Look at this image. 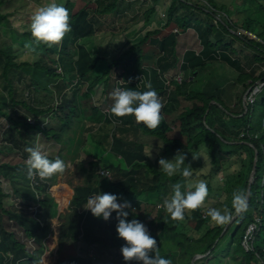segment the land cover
Masks as SVG:
<instances>
[{
  "label": "trees",
  "instance_id": "trees-1",
  "mask_svg": "<svg viewBox=\"0 0 264 264\" xmlns=\"http://www.w3.org/2000/svg\"><path fill=\"white\" fill-rule=\"evenodd\" d=\"M6 1L0 0V71L8 86V96L15 105H21L24 111L11 113L0 108V117H5L9 123L4 132V140L9 148H0V177L9 180L15 196L23 200L26 208L24 211L4 208L2 200L10 196L3 192L0 182V215L8 214L10 219L23 228L26 236L33 239L40 247L34 252L27 251L24 244L0 224V264H44L49 254L45 250H50L49 243L53 241L50 238L48 223L40 222L41 218L45 217L43 212L51 216L53 212L57 214L59 200L49 193L50 185L36 181L31 187L41 190L40 192L36 193L29 187L24 189V192L19 191V185L22 183L27 185L30 176L26 160L29 153L26 149L35 148V139L39 133L59 143L58 156L45 155L50 160L59 157L66 164L68 161L73 163L79 156L87 155L86 170L89 176L96 175L97 167L107 168L111 172L110 179L102 178L97 174L101 178L99 181L77 185L72 189L70 200L69 194L66 196V202L69 200L66 206L68 211L61 215L58 212L65 221L59 229L55 264H94L91 258L78 253L80 241L117 251L121 261L126 264L130 262L139 264L137 261L126 262L122 258L120 247L124 241L115 231V213L108 220H104L93 216L88 210H79L91 196L99 192L115 193L128 201L130 204V208L127 209L130 213L128 219L136 218L147 226L150 234L158 242L157 251L160 255L171 259L172 264H192L196 256L211 251L230 220L224 224L212 221L207 215L208 208L206 209L205 201L196 209H185L184 219L175 222L165 215L162 209L150 219L139 212L144 203L151 205L154 201L163 200L168 184L173 185L177 182L182 184L185 180L178 175L168 177L160 169L146 164L143 139L145 135L153 136V140L157 138L158 145L163 144L164 153L169 155H173L178 150L182 153L187 150L195 151L205 144L214 169L220 171L219 174L222 173L221 167L228 169L238 164L231 178L224 176L227 177L225 185L220 187L222 191L230 186L226 191V200L221 204L224 209L226 207L232 212V216L236 214L232 197L237 191L246 192L254 151L258 153L257 164L264 158L262 127L264 86L257 94L252 107L247 106L245 110L242 99L244 93L258 81L264 82V74L256 77L251 72H244L240 61L227 51V48L232 51L234 49L228 43H223L222 39L213 36L218 33L220 27L235 40L254 49L257 52L255 56L257 62H264V1L239 0L240 2L235 3L232 10L222 11L224 14H219L217 17L216 11L220 9L211 0H204L209 7H204L202 5L205 4H202L203 8L199 7L201 4L199 2V5L192 3L194 0H190L189 3L172 0L167 7L164 24L160 28L146 31L139 41L133 43L111 63V66L117 65L121 69L119 76L122 80L120 85L122 89L146 91L144 85L150 82L159 97L167 91L166 73L176 69L177 66L182 72L191 69L194 75L196 70H204L217 62H224L238 72L235 90H230V87L228 90V86H224L227 89H224V95L223 92L215 95L207 89L188 90L192 84L191 80H183L180 84L172 81L174 91L169 94L170 103L168 102L166 107L167 113H160L161 123L155 129L147 128L142 122H137L132 115L117 117L110 112V108L107 112H102L92 97V90L98 86L108 71L101 74L96 71L95 60L91 58L89 50L84 45L101 28L98 19H106L108 11L114 9L116 5L114 0L107 7L104 4L100 10L97 3L92 1L65 0L62 5L68 10L70 31L61 41L51 45L46 42H35L30 32V21L32 14L38 8L52 3L53 0H37L38 2L30 0L34 3H28V21H16L15 28L12 27L9 18L11 12L5 11L8 7ZM186 8L200 9V13L207 20L192 15L191 18L196 19L193 23L187 14L178 13L179 9ZM154 11L156 9L150 7L145 12L144 18L147 22L150 21ZM214 18H216L215 24L212 23ZM189 28L196 30L202 49L198 53L187 50L180 60L176 49V33L186 32ZM7 33L10 38L4 40L2 36ZM249 33L255 37H250ZM25 42L30 49L41 52L37 55L28 52L22 46ZM68 72L75 74L77 85L69 96L62 94L58 104H55L53 86L58 84V80L63 82L72 80V76L67 77ZM142 75L145 80L141 83ZM215 78L217 80V77ZM21 84L30 95H27V100L16 101ZM230 86L234 87V84ZM217 91H220V83ZM237 91L240 93L237 94ZM48 96L52 97L51 103H46L44 99ZM177 96L179 98L181 96L191 104L184 108L176 120L172 117L169 121L171 115L169 109L175 106L173 100ZM231 99H235V106ZM30 116L33 117L34 123L29 121ZM101 124H113L110 133L111 142L107 147L102 142L92 139L89 134L83 136L89 128L87 125L97 127ZM245 127L246 133L243 137H239ZM11 150L18 151L21 158L10 159ZM106 152H109L113 159L104 162L102 159ZM2 156L6 157V161L2 160ZM221 158L223 160L220 164ZM54 177L55 174L52 176L53 188ZM33 178L39 177L35 174ZM256 183L257 178L253 184ZM185 187L186 191L190 190L186 185ZM185 187H182V191H185ZM261 198V202L256 199L252 212H250L252 208L250 198V205L235 220L237 224L231 237L232 244L236 240L241 241L254 216L261 214L264 217V193ZM31 204H38L39 212L42 213L38 214V218L33 217L27 210ZM209 255L196 260L194 264H204V260ZM253 256L252 253L244 252L245 263L251 264L250 259H253Z\"/></svg>",
  "mask_w": 264,
  "mask_h": 264
},
{
  "label": "rangeland",
  "instance_id": "rangeland-1",
  "mask_svg": "<svg viewBox=\"0 0 264 264\" xmlns=\"http://www.w3.org/2000/svg\"><path fill=\"white\" fill-rule=\"evenodd\" d=\"M37 1V0H33ZM33 1L30 0H7L8 2V7L5 9V11H10L11 16L9 17L11 19V24L13 25L12 27L15 28V22L22 20V22L28 21V3H34ZM184 2H190V0H182ZM214 4L217 5V8L220 10L216 11L217 17L224 12H227L228 10H232L234 8L235 3H238L239 0H211ZM264 1V0H263ZM38 2V1H37ZM56 3L63 4V0H55ZM201 3L200 5L198 4ZM240 2V1H239ZM194 4H198L199 7H209V4L206 3L204 0H194L192 1ZM205 4V5H202ZM202 5V6H201ZM147 8V7H146ZM203 8V7H202ZM195 9V10H194ZM223 9V10H222ZM192 13L190 14V12ZM200 9L196 8H186V9H179L178 13L179 14H187L190 18L191 16L195 17H203L202 13H200ZM224 11V12H222ZM154 17L160 16V7L158 6L156 12L154 11L153 13ZM197 17V18H198ZM159 19V18H158ZM204 20L205 17H203ZM216 18L212 20V23H216L215 21ZM160 20V19H159ZM190 21H193V23L196 22V19H192ZM106 27L104 26V30L101 27L99 31H97L99 34L90 38L89 41L85 42L84 47L89 50L90 56L92 59L95 60L96 63V71L99 72L100 74L103 72L108 71V75L106 78H103L102 81L98 83V86H96L92 90V97L96 105L99 107V109L102 112H107L110 106L112 105L113 101L111 98V93L114 89L116 88H121L120 85L122 84V80L119 76L121 69L117 65L111 66V63L116 61L119 56L122 55L131 45L129 43H123L121 40H117L114 37V34H119V33H113L115 29L113 28L112 31L111 25H107L105 22ZM190 30L191 33L189 35L191 36H186L185 40L178 45L177 47V52H178V58L181 60L185 51H187V48L194 49L196 52H200L202 49V46L200 44L198 35L195 33L196 30L194 28H191ZM250 37H255L251 33H249ZM218 37L222 39L223 43H228L234 51L230 50L227 48V51L236 59H238L241 63L242 70L244 72H251L253 73L254 76H263L264 74V62H257L255 60V56L257 52L252 49L251 47L243 44L240 41L235 40L233 37L229 36L225 31H223L220 27L218 28V33L213 36V38ZM2 38L9 39L10 36L7 33L6 35L4 34ZM14 41V40H13ZM11 42V41H10ZM15 42V41H14ZM22 46L24 48L32 53V54H39L41 51H34V49H30L28 46V43L25 42L24 44L22 43ZM187 46V48H186ZM184 52V53H182ZM182 56V57H181ZM76 57L74 56L73 59ZM60 68H58V72H60ZM178 72L183 73L177 66L176 69L172 70V73L168 74V77L170 79H173L172 77L175 76ZM198 77H195L194 83L191 84V87L188 88V90H197V91H202L203 89L210 90L214 92L216 95L218 92L221 93L227 89L233 88L235 90V81H236V76H238V72L228 66L224 62H217L213 64L212 66H209L205 68L204 70H200L195 72V74H198ZM184 79L183 80H193L191 76L193 75L191 72V69L188 70L186 73H184ZM194 74V75H195ZM72 80L68 79V81L63 82L62 80H58V84L53 86L54 87V96L53 98H56L55 104L60 101V97L62 94H65L69 96L75 89L78 80L73 73L68 72V78H71ZM187 76V77H186ZM214 76V77H213ZM217 77V80L216 78ZM77 80V81H76ZM205 80V81H204ZM204 81V82H203ZM220 83V91H217L218 85ZM257 83H261V81H258ZM230 84H234V87H231ZM206 85V86H205ZM19 94L16 97L17 100H27L28 97L27 95H30V93L23 87V85H19ZM228 88L226 89V87ZM174 88V84L172 85ZM174 90L166 91L164 94L161 95L162 99V108L160 110V113L166 114V107L168 106V102L170 103V92H173ZM8 86L1 74L0 71V108L2 110H6L9 112H15L18 111L19 113L24 111V108L21 105H15L13 103L12 99L8 96ZM240 93L237 91V94ZM181 97V96H180ZM52 97H44L46 103H51L52 102ZM175 106H173L169 111L171 112V115L169 116V121L172 117H174V120H176V117L184 110V108L188 105L191 104V102L185 100L184 98L182 99L179 98L178 96L174 98L173 100ZM31 120H34L32 116H30ZM172 120V119H171ZM9 123L5 120V117H0V148H9V145L7 142L4 140V132L8 128ZM89 127L87 131L84 133L83 136H87V134L92 136V139L96 141H101L107 146H109L111 142V130L113 128V124H101L97 125H87ZM246 127L241 131L239 134V137H243L244 134L246 133ZM244 131V132H243ZM178 134V133H177ZM256 136V135H254ZM28 138V137H27ZM31 138V137H30ZM28 138V139H30ZM148 139L153 140V136L148 135ZM31 138L30 140H32ZM159 140L157 138L149 142L147 146L145 147V152L143 151L144 155L146 156V164H149L150 166H154L158 169V160L163 157V158H172V155L165 154L163 149L159 147L158 145ZM152 146V148H151ZM35 148L40 150L43 155L46 156H58L57 154L59 150V143L55 142L52 138H46L43 134L39 133L35 139ZM151 148V149H150ZM149 149H150V155H149ZM85 155V153H83ZM104 155V154H103ZM87 156V155H86ZM84 157L85 159L87 157ZM254 156H255V151H254ZM193 157H196L195 159ZM9 158H21V154L16 151V150H11L9 152ZM2 160L6 161V157L2 156ZM28 160V159H27ZM222 158L220 159V164L222 163ZM114 161V160H113ZM185 163L187 166L188 164L192 167V176L187 179L183 180L182 187L187 186L188 183H197L201 180L205 181L208 187V195L205 198L206 202V209L207 208H218L221 211L224 209V206L221 204V202H225L226 200V191L229 190L230 186L226 187V189L220 190V187H222L225 182L224 176H229L230 178L232 177V174H234L235 169H237L238 164L231 168H222L221 171L222 173L219 174L220 171H216L214 168V164L211 162V158L207 149V145H201L199 148H197L195 151L194 150H189L187 153H185ZM258 165V175L255 176L257 178V183L252 184L251 187V206L252 208L250 209V212L253 211V204L255 203L256 199L261 202V197L262 194L264 193V186H263V181H264V158H262L261 161H259ZM79 162L75 161L73 163L71 162H66V167L63 173L55 174L54 177V183L55 185L63 184L69 185L68 188H72L73 185H78L82 184L84 182V179L86 178L81 171L78 170ZM98 168V167H97ZM97 168L95 169V173L97 177L96 180H100L101 178L97 175ZM226 169V170H225ZM236 174V173H235ZM29 175V174H28ZM35 173L29 176V180L27 185L24 183L19 185V191L24 192V189L26 188H32L33 191L40 192L37 189H34L32 184H35L36 181L38 182H46L47 184L50 185L48 188L49 193L51 194L52 191H54V194L58 197V200L60 204L58 205L57 209V214L54 212L51 215H48L47 213H44V218H41L40 222L43 224L45 222L48 223L49 228L51 233L54 232V238H57L58 230L60 229V225L65 221L63 217H61V214H65L68 209L66 208L65 200L66 196L68 195V191L65 190V192L62 193L60 187L55 186L53 188L52 185V176L47 177V178H41L38 175V179L33 178ZM250 175V173H249ZM87 176V175H86ZM89 178V177H88ZM0 182H1V188L4 193H7L10 197H5L3 198L2 202L4 205V208L6 209H13L17 208L21 211H24L26 208V205L23 203V200L20 199L19 197H16L13 190H12V185L10 184L9 180L6 178L0 177ZM94 180V178H93ZM66 187V186H64ZM228 188V189H227ZM185 191L187 190L186 187L184 189ZM172 195V184H168V188L166 189V195L164 196L163 200L160 201H154V204H143L141 207V210L139 212H142L145 214L147 219L153 218L156 216V213L162 209L163 213L165 215H170L165 211V209L162 207L163 201L165 199L170 198ZM92 197V196H91ZM119 197V196H118ZM121 197V196H120ZM119 197V198H120ZM65 204V205H64ZM29 212H31L32 216L38 218V214L41 213L39 212V209L37 211H31L29 208H27ZM136 210V209H135ZM134 210V211H135ZM58 212L60 215H58ZM42 214V213H41ZM257 216H262L261 214H258ZM255 217V216H254ZM171 218V217H170ZM263 218V229H261L257 233V237L254 241L255 247L257 249L262 248V244L264 241V217ZM173 222L176 220L172 219ZM254 221V220H253ZM0 224L3 228H5L8 232H12L15 236V238L24 246H26L27 251L29 252H34L39 248V245L35 243L33 240L28 238L22 227H20L15 221L9 218L8 214L2 213L0 215ZM237 222H233L232 224H229L227 227V230L220 236L219 239L216 240V244L212 248V252L210 251L208 254H210L205 260L204 264H245L244 261V252L246 253L245 249L243 248L242 245V240L241 241L236 240L234 244H232L231 237L232 234L235 230ZM50 233V234H51ZM50 240V239H49ZM50 253L47 256L46 259V264H55L56 263V256L53 255L52 251L55 248L54 244H50ZM48 248V247H47ZM83 248V247H82ZM96 248H86L82 252H79V254H83V256L91 258L94 262V264H126L125 262L121 261V258L118 254V252L115 251H105L103 248L98 247V250L96 251ZM219 259V260H218ZM210 260L211 263H210ZM243 262V263H242ZM135 262H130L129 264H134ZM250 263L257 264V260L253 256V259H250ZM200 264V263H199Z\"/></svg>",
  "mask_w": 264,
  "mask_h": 264
},
{
  "label": "clouds",
  "instance_id": "clouds-1",
  "mask_svg": "<svg viewBox=\"0 0 264 264\" xmlns=\"http://www.w3.org/2000/svg\"><path fill=\"white\" fill-rule=\"evenodd\" d=\"M68 31H70L68 10L55 0L38 8L31 16L30 32L37 43L46 42L50 45L57 43ZM144 87L146 91L132 88L114 89L110 94L113 101L110 112L117 117L132 115L137 122H142L147 128L155 129L161 123L162 101L150 82ZM159 147L162 148L163 144H159ZM26 151L29 153L27 160L29 175L35 172L41 178H47L64 172L66 164L59 157L50 160L33 147H28ZM158 165L168 177L178 175L187 180L192 176V167L189 164L185 166V154L179 150L170 159L161 157ZM187 187L190 190L182 191V184L174 183L171 197L163 201L162 207L174 220H183L185 209L200 207L208 195V187L203 180L195 184L188 183ZM232 203L235 213H242L247 208L246 194L243 191L235 192ZM87 205L85 209L93 216L104 220H108L115 213V231L124 241L120 247L124 261H137L139 264H172L171 259L160 255L157 251L158 242L150 234L147 226L136 218L128 219L130 213L127 209L130 208V204L126 200L119 199L118 194L99 192L88 199ZM206 211L211 220L218 224L228 222L232 216V212L226 207L223 212L218 208H208Z\"/></svg>",
  "mask_w": 264,
  "mask_h": 264
},
{
  "label": "crops",
  "instance_id": "crops-1",
  "mask_svg": "<svg viewBox=\"0 0 264 264\" xmlns=\"http://www.w3.org/2000/svg\"><path fill=\"white\" fill-rule=\"evenodd\" d=\"M64 1L65 0H63V2ZM85 1H92L94 3H97V7L100 10V9L103 8L104 4L107 7V6H109L111 4V1H113V0H100V2H98L99 0H85ZM114 1H115L114 4H116L114 6V9L112 11H108L106 19L105 18H101V19L99 18L98 19V23L101 22V24H99V25L101 27H103L102 28L103 30H104V26L106 27L105 22L107 23V25L108 24L111 25L112 28H111L110 31H112V29L114 28L115 31L113 33H115L116 31H117L116 33H119V34H114L115 39L121 40L125 44L126 43H129L130 45H132L133 43L139 41L144 36V34H145L146 31L152 30L154 28H160L164 24L165 17H166V10H167V7L169 6V4L171 3L172 0H114ZM158 6L160 7V16L158 15V17H154V15H153L152 17H150V19H149L150 21L147 22L145 20V18H144L145 17V12L147 11V9L150 8V7H154L157 10ZM191 13H192V11L190 12V14ZM119 16H123V17L120 18ZM190 30H192V29L189 28L186 32L179 33V34L176 33V36H177L176 49L179 47L178 45H180L183 42V40H185L186 36H188L189 33H191ZM192 31H194V30H192ZM98 34L99 33L97 32L96 35H98ZM189 36H191V35H189ZM186 48H187V46H186ZM186 50H192L195 53H198L194 49L187 48ZM182 53H184V52H182ZM177 55H178V52H177ZM181 55H183V54H181ZM170 72L172 73V70L168 71L166 73V75L170 74ZM186 72L187 71L183 72V74L186 73ZM107 75H108V73H107ZM107 75L105 77H103V78H106ZM198 75H199V73L191 76V78L193 79V80H191L192 83H194V81H195L194 78L195 77H198ZM171 85H173V83H171ZM190 87H191V85H190ZM173 89L174 88L172 87L171 90H173ZM230 90L234 91L233 88H231ZM222 94L224 95V92ZM231 100L233 101V106H235V103H234L235 102V99H231ZM143 141L145 142V147H146L147 144H149V142H152L154 140L148 139L146 137V135H145V138L143 139ZM188 151L189 150H187L185 153H187ZM175 153H176V151L174 152V154ZM110 159H113V158H111L110 153L109 152L104 153L102 160L105 162V161H109ZM75 161H78L79 162V166H77L78 167V170L81 171L82 174L86 177L84 179V182L82 184H84L86 182L95 183V181H99V180H96L97 177H94V175L89 176L88 171L86 170L87 169V159H84L83 156H79V157H77V158L74 159V162ZM82 162H84V163L82 164ZM97 170H98V168H97ZM97 170H96V172H97ZM93 178H94V180H93ZM57 184L58 185H54V186L60 187L62 193L65 192V190L68 191L69 200H70V197L72 195V189H73V187H75L77 185H75V186L73 185L72 188H68V186H70V184L69 185L63 184L66 187L62 186V184H59V183H57ZM78 185H81V184H78ZM99 185H100V183L98 182V186ZM51 193L53 195H55L54 194V191H52ZM94 195H97V194H94ZM119 199L124 200L122 198H119ZM69 200H68V202H69ZM64 202H65L66 205L68 204V202H66V200ZM58 204H60L59 201H58ZM87 206L88 205L86 203L79 210L80 211H87V209L84 208V207H87ZM59 234H60V231L59 230H58L57 238H54V232L50 234V238L53 241H52V243H49V245L50 244H52V245L54 244V246H55V248L53 249L52 253H53L54 256H56V260H57V250H58V237H59ZM31 240H33V239H31ZM39 247H40V245H39ZM90 247L96 248L97 249L96 251H100V250H98V247H101V246H99L98 244H86L83 241H80L79 242V248L80 249H78V250H79V252L80 251L82 252L86 248H90ZM25 248H26V246H25ZM103 249L105 251H108V253H110V250L109 249H106V248H103ZM50 251L51 250H48V251L45 250V252H49V253H50ZM211 261L212 260H210V263H211ZM44 264H46V260L44 261Z\"/></svg>",
  "mask_w": 264,
  "mask_h": 264
},
{
  "label": "built area",
  "instance_id": "built-area-1",
  "mask_svg": "<svg viewBox=\"0 0 264 264\" xmlns=\"http://www.w3.org/2000/svg\"><path fill=\"white\" fill-rule=\"evenodd\" d=\"M166 85H167V90L170 91L172 88V81L180 84L183 79H184V74L181 72H178L173 76V79H170L168 75H166ZM145 80L143 75L141 76V83ZM264 86V82L257 83L255 86H253L249 93L248 96L245 100L246 106L252 107V105L255 102L257 94L261 91V89ZM161 98V97H160ZM31 123H34V120L29 119ZM262 127L264 128V118L262 120ZM28 159V158H27ZM26 159V160H27ZM97 174L100 175L102 178H111V172L107 168H101L99 167L97 170ZM29 210L31 211H37L38 209V204H31L28 206ZM263 227V218L262 216H255L254 221L248 224V227L245 230V233L243 235V240H242V245L243 248L245 249L246 252L252 253L257 260V264H264V241L262 244V248L259 250L255 247L254 241L257 237V233L262 229Z\"/></svg>",
  "mask_w": 264,
  "mask_h": 264
},
{
  "label": "water",
  "instance_id": "water-1",
  "mask_svg": "<svg viewBox=\"0 0 264 264\" xmlns=\"http://www.w3.org/2000/svg\"><path fill=\"white\" fill-rule=\"evenodd\" d=\"M177 34H179L177 32ZM250 91V88L244 93L243 95V107L245 108V110L247 109V106H246V98L248 96V93ZM257 160H258V153L255 151V156H254V159H253V165H252V169L250 171V175H249V178H248V183H247V188H246V203H247V207L250 205V198H251V187H252V184L254 183V180H255V176H256V172H257ZM242 213H239V214H235L231 217L230 221L227 223V225L225 226L223 232L221 233V235L227 230V227L229 224H232L233 222H235V220L237 219L238 216H240ZM210 252V251H209ZM209 252H207L206 254H202V255H199V256H196L193 261H192V264H194V262L198 259H201L203 257H205Z\"/></svg>",
  "mask_w": 264,
  "mask_h": 264
}]
</instances>
